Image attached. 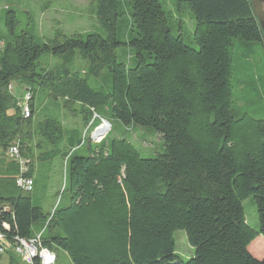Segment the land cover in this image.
<instances>
[{"label": "trees", "instance_id": "obj_1", "mask_svg": "<svg viewBox=\"0 0 264 264\" xmlns=\"http://www.w3.org/2000/svg\"><path fill=\"white\" fill-rule=\"evenodd\" d=\"M177 1L194 21L193 46L180 22L172 32L160 0H89L98 32L56 30L42 40L18 31L16 13L4 10L0 155L16 144L39 194L16 187L17 166L0 176V223L8 227L0 231L10 245L38 238L71 264H167L178 260L173 233L184 231L193 254L181 264H264L248 251L264 239V119L237 115L231 84L233 41L251 52L253 44L264 49L263 35L249 0ZM121 48L125 63L115 54ZM103 73L108 79L92 87ZM13 82L29 95V117L8 91ZM36 93L78 123L66 127L54 111L36 115ZM106 113L151 129L162 152L142 158L125 139L91 142L88 124L94 115L108 122ZM62 168L63 183L49 188ZM49 189L56 202L44 211ZM248 197L257 229L244 218Z\"/></svg>", "mask_w": 264, "mask_h": 264}, {"label": "rangeland", "instance_id": "obj_2", "mask_svg": "<svg viewBox=\"0 0 264 264\" xmlns=\"http://www.w3.org/2000/svg\"><path fill=\"white\" fill-rule=\"evenodd\" d=\"M165 11L169 15V24L173 33H176L178 22L182 26V34L185 44L193 46L192 33L194 30V21L190 14L184 10V3L177 0H160ZM89 0H0V35L5 34L3 25L4 10L9 7L15 13L18 20V31H27L38 39L50 37L54 31L60 30L62 33L70 35L74 33L98 32V25L89 15ZM123 28V27H122ZM122 28L119 35L122 34ZM233 50V74L231 84L233 88V99L235 106L240 107L239 113L248 114L255 119H264V49L260 44H253L252 51L244 50L238 47V40H234ZM117 60L120 63L127 62V49H117L115 51ZM81 61H79V64ZM78 64V65H79ZM108 79V73H103L99 79H91L90 85L97 87L102 85L103 81ZM25 87L16 82L11 83L9 93L12 95L17 104H20ZM48 101H44L41 105L40 96L36 93L34 96L36 115L54 111L58 113L62 124L66 127L74 126L78 123L72 119L68 113L55 110L49 107ZM110 128L106 134L108 139H125L129 141L137 150L142 158H152L162 152L161 138L149 128L137 126H124L119 121L110 117L106 113ZM90 135V134H89ZM105 137V138H106ZM78 155H85V148L77 151ZM59 161H55L58 163ZM19 166L15 162H11L4 156L0 155V176H7L12 166ZM64 168L57 169L49 179V188L58 187L63 183ZM47 194L45 203H42L44 211L48 210L51 204L56 202L52 198L53 190ZM31 198L39 196L38 193H29ZM60 200L64 202L66 195H59ZM244 210V218L247 225L251 229L258 228V218L255 205L251 197L246 198L242 202ZM38 223L34 228H38ZM175 244V253L181 262H186L193 254V249L189 246L184 231H175L173 233ZM259 251V252H256ZM248 251L253 258L261 260L264 257V239L257 237L248 246ZM57 264H71L68 257L58 252ZM1 264H7V259L3 258Z\"/></svg>", "mask_w": 264, "mask_h": 264}, {"label": "built area", "instance_id": "obj_3", "mask_svg": "<svg viewBox=\"0 0 264 264\" xmlns=\"http://www.w3.org/2000/svg\"><path fill=\"white\" fill-rule=\"evenodd\" d=\"M10 88L11 86L8 87V91ZM28 100L29 95L25 91L23 92L20 104H17L24 117H29L30 115V110L27 105ZM95 121H98L96 125L94 124ZM89 127L92 128L89 139L93 143H99L105 139L110 125L106 120L94 115L87 128ZM103 127L104 130H102ZM5 158L17 163L19 166V173L15 178L16 187L25 193H31L33 190V181L25 175L27 168L19 154L16 144L8 148L5 153ZM0 227L5 230L8 229L7 225L2 222L0 223ZM8 254L16 257L20 264H57L56 254L43 247L38 238L29 241L17 239L13 245H10L0 231V264L3 258H7Z\"/></svg>", "mask_w": 264, "mask_h": 264}, {"label": "water", "instance_id": "obj_4", "mask_svg": "<svg viewBox=\"0 0 264 264\" xmlns=\"http://www.w3.org/2000/svg\"><path fill=\"white\" fill-rule=\"evenodd\" d=\"M249 2L264 39V0H249ZM167 264H181V261L176 260Z\"/></svg>", "mask_w": 264, "mask_h": 264}, {"label": "bare ground", "instance_id": "obj_5", "mask_svg": "<svg viewBox=\"0 0 264 264\" xmlns=\"http://www.w3.org/2000/svg\"><path fill=\"white\" fill-rule=\"evenodd\" d=\"M102 130H104V127L102 128Z\"/></svg>", "mask_w": 264, "mask_h": 264}]
</instances>
